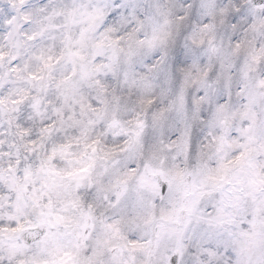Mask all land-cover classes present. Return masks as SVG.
I'll return each instance as SVG.
<instances>
[{
	"label": "snow or ice",
	"instance_id": "obj_1",
	"mask_svg": "<svg viewBox=\"0 0 264 264\" xmlns=\"http://www.w3.org/2000/svg\"><path fill=\"white\" fill-rule=\"evenodd\" d=\"M0 264H264V0H0Z\"/></svg>",
	"mask_w": 264,
	"mask_h": 264
}]
</instances>
